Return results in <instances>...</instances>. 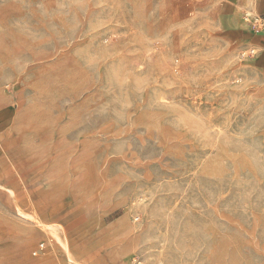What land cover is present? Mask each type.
Masks as SVG:
<instances>
[{
	"label": "rangeland",
	"instance_id": "1",
	"mask_svg": "<svg viewBox=\"0 0 264 264\" xmlns=\"http://www.w3.org/2000/svg\"><path fill=\"white\" fill-rule=\"evenodd\" d=\"M217 2L0 0V264H264V65Z\"/></svg>",
	"mask_w": 264,
	"mask_h": 264
},
{
	"label": "crops",
	"instance_id": "2",
	"mask_svg": "<svg viewBox=\"0 0 264 264\" xmlns=\"http://www.w3.org/2000/svg\"><path fill=\"white\" fill-rule=\"evenodd\" d=\"M219 10L217 17L219 23L225 28V34L236 41H246L257 46L259 54L256 56L259 66L264 65V30H259L256 25H245L240 16L239 8H247L258 16H264V0H218ZM247 45L244 44V46Z\"/></svg>",
	"mask_w": 264,
	"mask_h": 264
},
{
	"label": "built area",
	"instance_id": "3",
	"mask_svg": "<svg viewBox=\"0 0 264 264\" xmlns=\"http://www.w3.org/2000/svg\"><path fill=\"white\" fill-rule=\"evenodd\" d=\"M258 19L263 21V19H260L259 16H258ZM253 20L255 21L256 19L254 18ZM244 48H247V45H245ZM131 264H141V263H140V260L138 258H135V259L131 260Z\"/></svg>",
	"mask_w": 264,
	"mask_h": 264
},
{
	"label": "bare ground",
	"instance_id": "4",
	"mask_svg": "<svg viewBox=\"0 0 264 264\" xmlns=\"http://www.w3.org/2000/svg\"><path fill=\"white\" fill-rule=\"evenodd\" d=\"M46 229H48V230H50V231H51V229H49L48 227H46ZM52 232H53V231H52ZM54 234H55V233H53V235H54ZM53 235H52V236H53ZM55 237H56V235H55Z\"/></svg>",
	"mask_w": 264,
	"mask_h": 264
}]
</instances>
